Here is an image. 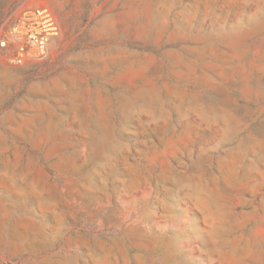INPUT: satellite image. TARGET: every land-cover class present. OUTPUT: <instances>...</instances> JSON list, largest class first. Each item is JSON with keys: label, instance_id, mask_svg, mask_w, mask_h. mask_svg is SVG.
<instances>
[{"label": "rangeland", "instance_id": "rangeland-1", "mask_svg": "<svg viewBox=\"0 0 264 264\" xmlns=\"http://www.w3.org/2000/svg\"><path fill=\"white\" fill-rule=\"evenodd\" d=\"M43 2L49 49L0 48V264H264V0H0V39Z\"/></svg>", "mask_w": 264, "mask_h": 264}, {"label": "built area", "instance_id": "built-area-1", "mask_svg": "<svg viewBox=\"0 0 264 264\" xmlns=\"http://www.w3.org/2000/svg\"><path fill=\"white\" fill-rule=\"evenodd\" d=\"M59 25L51 7L43 2L26 7L9 27L0 48L10 51L9 60L15 64L41 57L59 34ZM8 43L12 47L7 48Z\"/></svg>", "mask_w": 264, "mask_h": 264}]
</instances>
